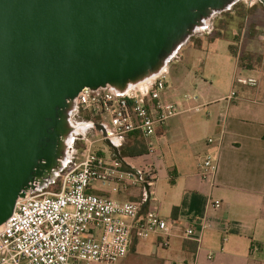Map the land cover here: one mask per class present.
Here are the masks:
<instances>
[{"label":"water","instance_id":"95a60500","mask_svg":"<svg viewBox=\"0 0 264 264\" xmlns=\"http://www.w3.org/2000/svg\"><path fill=\"white\" fill-rule=\"evenodd\" d=\"M240 1L0 0V227L19 199L65 169L76 131L70 117L84 88L124 94L159 76Z\"/></svg>","mask_w":264,"mask_h":264},{"label":"crops","instance_id":"0c3cea01","mask_svg":"<svg viewBox=\"0 0 264 264\" xmlns=\"http://www.w3.org/2000/svg\"><path fill=\"white\" fill-rule=\"evenodd\" d=\"M246 31L247 25L234 57L240 73L232 81L241 85L242 96L227 102L229 95L207 94L185 101L187 95L180 99V90L188 75L178 85L167 84L166 99L182 107L179 115L194 112L197 117L183 121V127L167 124L151 159L157 166V179L144 213H157L172 224L169 246L160 248L162 239H135L131 249L153 264H264V27ZM245 34L253 45L243 47ZM211 41L207 47L192 49L186 59L198 50L216 53L221 42L230 52L228 41ZM197 82V89L207 85V81ZM208 139L215 143L209 145ZM179 143L184 145L182 158L176 150ZM116 145L123 157L137 158L147 152L139 134ZM207 155H219L211 181H203L198 171ZM100 191L121 202H139L142 195L140 189L110 194V188L101 186ZM211 201H219L221 207L213 209ZM189 228L195 229L192 237L186 236Z\"/></svg>","mask_w":264,"mask_h":264},{"label":"built area","instance_id":"2783aa9c","mask_svg":"<svg viewBox=\"0 0 264 264\" xmlns=\"http://www.w3.org/2000/svg\"><path fill=\"white\" fill-rule=\"evenodd\" d=\"M166 75L165 71L124 94L110 87L84 88L78 94L70 121L81 153L67 159L57 176V189L28 192L17 201L12 216L0 227V264H116L128 256L135 239H162L159 247L169 246L172 224L157 213H144L157 179L151 159L159 134L170 118L182 113L166 99ZM236 99L232 91L226 101ZM96 125L104 128L106 137ZM132 134L145 140V155L122 156V161L112 150L106 155L107 139L119 149L116 143ZM214 143L208 139L209 145ZM218 156L207 155L198 164L203 181L214 179ZM97 184L107 185L110 194L140 189L141 200L121 202ZM210 206L219 209L221 203L211 201ZM194 234V228L186 230L187 237Z\"/></svg>","mask_w":264,"mask_h":264},{"label":"rangeland","instance_id":"374dc122","mask_svg":"<svg viewBox=\"0 0 264 264\" xmlns=\"http://www.w3.org/2000/svg\"><path fill=\"white\" fill-rule=\"evenodd\" d=\"M237 5L244 6L247 11L255 7L254 10L251 12L249 11L248 14V20L246 23L247 34L250 31L253 32L254 27H264V8L259 2H257L256 0H244L237 3ZM219 16L221 15H218L210 22V28L200 30L193 37H191L187 41V43L178 51L175 58L169 64V72L166 75L167 84L178 85V81L182 79V76L188 75L186 85L180 90V99H183L184 95H187L185 101H188L192 96L199 99L201 98L200 95L203 96L207 94H209V97L220 98L230 95L232 91L235 92L237 96H242L241 85L236 81L235 83L232 82L233 80H236L237 75L240 73V71L236 69L234 56L232 57L231 53L228 51L225 42L219 43V47L216 53H209L206 51L198 50L194 55L186 59L187 54H189L192 49L207 47L212 42L211 38H213L214 33H211L210 30L212 28H215V26L218 24L217 19L219 18ZM247 34L245 35L248 37H244L243 40V47L246 45H253V40ZM234 48L239 49V44L234 45ZM201 80L207 81V85L202 89H197L195 87V84L198 83L197 81ZM177 101L179 100L177 99ZM178 109L180 110L182 109V107L179 106ZM196 117V113L190 112L170 118L167 124L169 126L171 125L172 128L174 126L183 127L186 125L183 124V121L188 119L194 120ZM190 124H192V122H190ZM95 137H99V135L97 134L95 135ZM69 145L70 151L68 160H74L77 157V153H81L82 145L80 142L73 141V138L71 139ZM103 147L105 148L106 155L109 156L111 154V149L104 145ZM176 150L180 153L179 157L182 158L184 156L183 153L185 152L184 145L182 143L177 144ZM58 182V179H56L52 185L48 186L47 190L57 189ZM97 185L98 187L102 186L101 184ZM105 188L109 187L105 185ZM116 264L153 263L149 259L147 260V258L141 257L140 254L131 249L128 256L124 260L119 261Z\"/></svg>","mask_w":264,"mask_h":264},{"label":"trees","instance_id":"16d2710c","mask_svg":"<svg viewBox=\"0 0 264 264\" xmlns=\"http://www.w3.org/2000/svg\"><path fill=\"white\" fill-rule=\"evenodd\" d=\"M254 8L255 7L251 8L249 11H253ZM249 11H247L244 6H238L236 4L232 10L219 16L217 19L218 24L215 26L214 31L212 32L214 33V36L211 38V40L223 39L230 43L229 50L234 57L237 55V49L234 48V45H238L240 43L241 34L246 26ZM141 155L138 154V156ZM175 213L176 210L173 211V214Z\"/></svg>","mask_w":264,"mask_h":264},{"label":"bare ground","instance_id":"6f19581e","mask_svg":"<svg viewBox=\"0 0 264 264\" xmlns=\"http://www.w3.org/2000/svg\"><path fill=\"white\" fill-rule=\"evenodd\" d=\"M141 88V87H140Z\"/></svg>","mask_w":264,"mask_h":264}]
</instances>
